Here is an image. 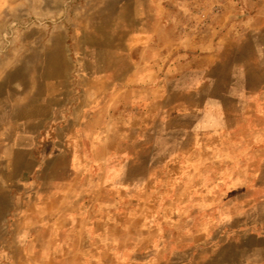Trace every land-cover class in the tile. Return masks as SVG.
<instances>
[{
	"label": "rangeland",
	"instance_id": "1",
	"mask_svg": "<svg viewBox=\"0 0 264 264\" xmlns=\"http://www.w3.org/2000/svg\"><path fill=\"white\" fill-rule=\"evenodd\" d=\"M242 2L193 0L185 19L192 42L223 23L226 6ZM234 15L224 23H237ZM154 49L128 48V65L117 66L109 84H74L70 101L79 104L78 116L65 107L57 120L62 158L53 156L55 141L47 145L46 135L37 145L25 138L22 145L0 146V264H264V156L248 152L252 141L264 147L257 128L264 115L230 98L238 86L264 88V34L242 35L233 54L226 53L227 65L206 66L193 50L175 52V64L157 67ZM235 58L251 60L252 69L233 66ZM242 77L247 80L238 83ZM133 103L144 113L127 130L132 119H121L118 109ZM202 134L208 156L210 148L224 156L200 171L192 155ZM101 136L108 139L102 154L110 151L112 161L103 169L96 162L93 176L79 182L75 175L85 162L71 158L88 157L82 142ZM30 150L31 161L9 156L27 158ZM81 233L102 240H81Z\"/></svg>",
	"mask_w": 264,
	"mask_h": 264
},
{
	"label": "crops",
	"instance_id": "2",
	"mask_svg": "<svg viewBox=\"0 0 264 264\" xmlns=\"http://www.w3.org/2000/svg\"><path fill=\"white\" fill-rule=\"evenodd\" d=\"M192 1L0 0V146L22 145L20 139L25 138L31 140L27 145H37L46 135L49 138L47 145H50L52 140L53 143L55 141L54 147L50 145L53 156L62 158L64 150L56 144L57 137L62 135L63 127L57 120L64 108L73 104L70 99L74 84H109L116 80L111 73L117 71L118 67L128 65V48L145 50L147 46L152 45L157 52L152 62L157 67L175 64V52L190 56L193 50L195 54L201 55L200 58L206 66L227 65L229 62L226 55L228 52L233 54V47L242 35L246 32L264 34V0H243L237 8L232 5L223 9H231L224 15L223 23L226 18L230 19L232 14H235L237 23L229 21V24L210 26L206 29L204 37L198 43H193L189 35L190 30L185 25V19L191 13ZM5 34L7 38L3 37ZM130 34L131 39L133 35L141 39L131 42ZM145 35L148 37L146 42ZM161 51L162 57L164 51L168 53L165 58H161ZM143 58L140 57L137 63L142 62ZM230 63L235 67L247 65L252 69L253 66L251 60L239 58ZM159 70L154 74L156 80L161 78ZM243 80L246 81L247 78L242 77V81L238 79L237 82ZM205 81H208L207 76ZM262 82L264 84V79ZM222 96L221 92L219 98ZM230 98L246 105L248 112L261 110L264 115V88L261 91L247 92L240 90L238 86L236 93L231 94ZM73 107V112L78 116L79 104L76 103ZM86 110L83 109V112ZM105 110H108L107 118L113 119L111 109L106 107ZM120 112V118L124 121L132 119V124L144 113V109L133 103L119 107L118 113ZM134 127L132 124L126 129L134 130ZM257 128L264 132V123ZM49 130L53 131L52 135L48 134ZM201 136L198 142L199 150L192 155L200 162L197 168L200 171L208 163H219L224 156L213 152L211 148L212 153L208 156V137H203V134ZM36 137L37 140L34 141ZM107 141L106 137L101 136L99 141L82 142L85 150H91V153L88 157L82 155V158H71L85 162V168H81V173L75 175L78 181L80 178L93 176L90 168H93L96 162H100L101 166H96L102 168L105 163L112 161L109 154L111 152L102 154L105 150L100 147L102 144L106 145ZM96 144L100 147L97 148L98 151L91 148H96ZM250 144L249 157L264 156V147H259V141H252ZM82 148L83 153L85 150ZM15 155L9 153L12 161L32 160L31 150L27 158ZM192 156L190 155L189 159ZM68 186L70 185L66 188ZM98 207L93 205L92 209ZM89 215L85 222L87 225L92 221ZM61 220L54 224H62ZM81 237V240L88 242L102 240L100 237L90 238L82 233ZM73 250L75 252V249Z\"/></svg>",
	"mask_w": 264,
	"mask_h": 264
}]
</instances>
